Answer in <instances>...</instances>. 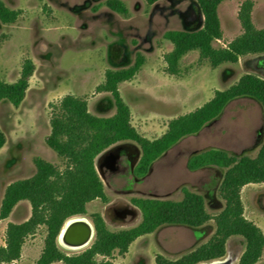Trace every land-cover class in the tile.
<instances>
[{
	"label": "rangeland",
	"instance_id": "374dc122",
	"mask_svg": "<svg viewBox=\"0 0 264 264\" xmlns=\"http://www.w3.org/2000/svg\"><path fill=\"white\" fill-rule=\"evenodd\" d=\"M0 1L21 12L14 24L0 22V80L15 83L27 60L35 66L21 107L15 109L6 101L0 104V129L7 138L0 152V208L9 185L36 174V159L60 170L65 168V160L45 143L51 132L50 120L61 101L73 96L85 100L89 112L96 117L114 116L112 96L98 93L97 88L104 83L106 71L131 67L137 54L144 56L145 64L137 77L122 83L119 90L131 109L133 126L149 140L161 137L171 120L203 106L216 91L227 90L244 75L264 79V55L243 57L237 64L213 68L207 61H200L198 52H192L181 61L179 76L166 73L165 56L173 46L164 40V35L169 31L191 32L203 27L198 0H157L154 4L148 0H118L126 6L128 15L108 9L105 4L112 0ZM245 1L228 0L219 7L223 38L214 43L215 48L227 47L242 34L238 13ZM251 1L255 4L253 23L262 30L264 0ZM219 120L237 132V142L226 145L230 155L258 156L264 144V110L259 102L251 98L232 101ZM118 150L126 151L128 158L133 155L134 159L125 172L115 176L106 175L103 179L98 173L108 201L96 200L87 205L85 218L90 222L93 215L99 214L111 232L131 230L142 221L133 199L181 201L184 187L204 196L207 211L213 218L224 209L219 189L225 170L191 172L187 168L191 155L165 154L145 178L138 179L133 171L141 149L133 142H121L97 158V171L102 158ZM241 200L244 217L264 234V184L244 187ZM128 210L131 214L125 218L117 214ZM31 214L30 203L24 201L7 220L0 221L1 247L6 246L8 225L23 224ZM215 231L214 220L198 229L163 226L136 240L126 254L115 252L112 261L114 264H156L157 256L177 261L206 244ZM46 236V228L39 227L34 236L26 239L21 258L10 264H37ZM60 248L69 255L85 251ZM245 249L243 238L232 237L224 260L231 259L233 264H238ZM257 264H264V251Z\"/></svg>",
	"mask_w": 264,
	"mask_h": 264
},
{
	"label": "trees",
	"instance_id": "16d2710c",
	"mask_svg": "<svg viewBox=\"0 0 264 264\" xmlns=\"http://www.w3.org/2000/svg\"><path fill=\"white\" fill-rule=\"evenodd\" d=\"M154 4L157 0H148ZM228 0H198L204 24L197 31H169L164 40L173 50L165 56L166 73L181 74L180 63L192 52L199 53L200 61H207L213 68L225 64H237L247 56L264 55V29L255 27L252 19L254 2L242 3L238 20L242 34L225 48H215L214 43L223 38L219 7ZM113 12L128 15L126 6L118 1L106 2ZM20 11L8 8L0 1V22L11 25L18 21ZM1 45V40H0ZM145 64V58L137 54L134 64L123 70H108L105 81L97 88L98 93H109L116 113L101 118L92 115L85 100L66 96L50 120L51 132L46 145L65 160L63 170L36 159V174L24 181L9 185L0 208V221L7 220L16 206L24 201L30 203L32 214L23 224H9L6 230V246H0V264L18 261L28 237L34 236L44 226L47 236L37 264H114L115 252L121 255L139 238L153 234L163 226H184L198 229L214 220L216 231L213 237L194 252L177 261L163 256L156 257V264H210L222 261L227 256V244L232 237H241L246 249L238 264H257L264 251V234L244 217L241 200L242 189L252 184H264V144L256 158L232 156L229 153L210 149L193 155L187 164L190 171L206 168L225 170L219 193L225 206L222 212L212 217L206 207L204 196L182 188L181 201L133 199L132 204L142 214L136 228L111 232L99 214L91 217L95 237L90 248L69 255L58 244V236L64 224L73 217H85L87 205L93 201H108L96 160L106 150L121 142H133L141 149L140 160L134 170L138 179L145 178L152 166L182 139L198 134L205 126L215 121L234 100L251 98L264 110V79L244 75L236 84L224 91H216L214 97L197 110L169 122L166 132L155 140L143 137L132 124V112L122 97L119 86L134 80ZM35 66L25 61L19 79L12 84L0 80V104L4 101L19 109L26 99ZM7 138L0 129V152Z\"/></svg>",
	"mask_w": 264,
	"mask_h": 264
},
{
	"label": "crops",
	"instance_id": "0c3cea01",
	"mask_svg": "<svg viewBox=\"0 0 264 264\" xmlns=\"http://www.w3.org/2000/svg\"><path fill=\"white\" fill-rule=\"evenodd\" d=\"M198 108H196L195 110H197ZM222 114L215 121L205 126L203 130L200 131L198 134L188 136L182 139L178 144L172 147L166 154L178 155L179 157H182L183 155H191L189 156L190 159L193 155H197L201 152L210 149L222 150L228 153V151L230 150L227 148L226 145H228V143H230L231 141L237 142V132L234 131V129H232L231 127H227L226 124H224L222 121L219 120ZM208 169L211 168H206L201 170H208Z\"/></svg>",
	"mask_w": 264,
	"mask_h": 264
},
{
	"label": "water",
	"instance_id": "95a60500",
	"mask_svg": "<svg viewBox=\"0 0 264 264\" xmlns=\"http://www.w3.org/2000/svg\"><path fill=\"white\" fill-rule=\"evenodd\" d=\"M117 161H118V157H116L113 160V162L111 163V167H112L113 172H115L117 170ZM98 173L101 175V177L103 179H105V175H104L101 168L99 169ZM117 214L120 218H125L127 216V214H131V212L128 210V211H125L122 213H117ZM73 218H75V217H73ZM73 218H71V219H73ZM71 219H69L68 221H70ZM66 223L64 224V226H63V228H62V230L58 236V241H59V238L61 236V233H62ZM92 237L93 238L95 237L94 226L90 230H86V229H84V230H82V229L72 230L69 233V235L65 238L64 243H65V245L70 246V247H81V246L85 245L87 242H89ZM213 263H215V262H213ZM213 263H210V264H213Z\"/></svg>",
	"mask_w": 264,
	"mask_h": 264
},
{
	"label": "bare ground",
	"instance_id": "6f19581e",
	"mask_svg": "<svg viewBox=\"0 0 264 264\" xmlns=\"http://www.w3.org/2000/svg\"><path fill=\"white\" fill-rule=\"evenodd\" d=\"M93 225L92 223L85 217H75L73 219H71L70 221H68L61 233V236L59 238L58 244L60 247H62L63 249L67 250V251H83L86 250L91 243L93 242L94 238L92 237L91 240L89 242H87L85 245L81 246V247H70L65 245L64 240L65 238L69 235V233L72 230H90L92 229ZM213 264H233V261L231 259H226V260H222V261H217Z\"/></svg>",
	"mask_w": 264,
	"mask_h": 264
},
{
	"label": "flooded vegetation",
	"instance_id": "af4514ba",
	"mask_svg": "<svg viewBox=\"0 0 264 264\" xmlns=\"http://www.w3.org/2000/svg\"><path fill=\"white\" fill-rule=\"evenodd\" d=\"M118 157L117 161V170L115 172L112 171L111 163L113 160ZM134 159L133 155H129L124 150H118L117 152H110L106 156H104L101 160V169L104 175H117L121 172H125L131 165ZM140 160V159H139ZM139 162V161H138ZM138 164V163H137ZM137 166V165H136ZM136 168V167H135ZM135 170V169H134ZM134 174V171H133ZM135 176V175H134Z\"/></svg>",
	"mask_w": 264,
	"mask_h": 264
}]
</instances>
